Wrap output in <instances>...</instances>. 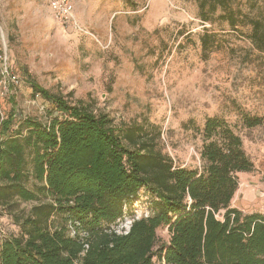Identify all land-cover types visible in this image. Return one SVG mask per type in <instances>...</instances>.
<instances>
[{
	"label": "trees",
	"instance_id": "obj_1",
	"mask_svg": "<svg viewBox=\"0 0 264 264\" xmlns=\"http://www.w3.org/2000/svg\"><path fill=\"white\" fill-rule=\"evenodd\" d=\"M197 1L204 23L250 27L264 52L262 16L244 13L236 0ZM213 38H201L206 55ZM30 83L50 108L46 122L24 118L13 131L11 115L0 125V210L19 230L0 229V264H264V214L232 207L237 175L253 172L254 163L226 119L208 118L197 130L201 165L187 169L164 153L154 125H116L82 100ZM241 115L245 129L263 122ZM142 191L150 215L119 232ZM163 228L168 242L159 238Z\"/></svg>",
	"mask_w": 264,
	"mask_h": 264
},
{
	"label": "rangeland",
	"instance_id": "obj_2",
	"mask_svg": "<svg viewBox=\"0 0 264 264\" xmlns=\"http://www.w3.org/2000/svg\"><path fill=\"white\" fill-rule=\"evenodd\" d=\"M236 1L244 13L264 18V0ZM54 2L0 0V51L22 81L2 103L0 125L11 115L13 131L24 118L46 122L50 104L33 96L32 77L53 94L90 104L116 125H154L175 165L196 169L203 145L197 130L208 118H224L254 163L253 172L237 175L232 207L264 214V52L252 44L251 28L233 29L219 19L204 23L197 0H71L70 21L58 19ZM206 33L215 37L207 55L201 43ZM241 114L263 122L245 129ZM127 209L117 227L122 233L133 219L150 215L149 196L142 191ZM0 223L9 234L19 232L2 210ZM158 235L170 239L166 228Z\"/></svg>",
	"mask_w": 264,
	"mask_h": 264
},
{
	"label": "built area",
	"instance_id": "obj_3",
	"mask_svg": "<svg viewBox=\"0 0 264 264\" xmlns=\"http://www.w3.org/2000/svg\"><path fill=\"white\" fill-rule=\"evenodd\" d=\"M54 3L58 19L70 21L73 18L71 0H55ZM21 86L22 81L10 66L6 51H0V108L2 103L15 95Z\"/></svg>",
	"mask_w": 264,
	"mask_h": 264
}]
</instances>
